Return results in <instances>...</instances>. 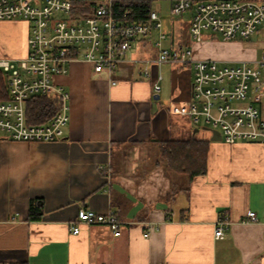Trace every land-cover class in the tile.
<instances>
[{"label": "crops", "instance_id": "crops-1", "mask_svg": "<svg viewBox=\"0 0 264 264\" xmlns=\"http://www.w3.org/2000/svg\"><path fill=\"white\" fill-rule=\"evenodd\" d=\"M171 32V46L191 48L195 59H258L238 43L183 46L174 25ZM29 34L26 22L0 21V58H24ZM149 45L136 42L112 78L82 61L55 78L70 94L63 141L0 137V264H264V144L212 141L200 132L206 128L171 114L173 103L190 100L193 71L167 63L144 77L146 60L158 54ZM164 69L172 81L163 100ZM190 139L209 142L206 173L193 178L171 170L164 156V144ZM35 199L43 201L40 221L29 219ZM80 209L116 213L122 235L79 222ZM249 212L257 222H244ZM222 217L229 225L216 240Z\"/></svg>", "mask_w": 264, "mask_h": 264}, {"label": "built area", "instance_id": "built-area-1", "mask_svg": "<svg viewBox=\"0 0 264 264\" xmlns=\"http://www.w3.org/2000/svg\"><path fill=\"white\" fill-rule=\"evenodd\" d=\"M77 0H0V21L28 23V53L24 58H0V73L5 76L8 99L0 100V137L13 142L55 143L65 139L70 122V94L56 85L57 76L67 75L74 61L89 64L96 74L112 78L128 59L136 42L158 32L157 58L146 60L142 75H151L152 67L173 64L192 68L191 98L173 103L171 114L189 118L201 129L220 133L222 141L264 144L263 100L264 47L259 59L248 62H220L195 59L191 48L165 45L169 34L164 30L160 12L152 9L145 23L125 20L114 14V0H86L93 4L92 14L74 10ZM191 12L189 33L194 43L219 35L224 42L249 39L264 25V0H172L171 14L181 17ZM212 32L206 36L204 32ZM117 82H112L116 85ZM162 92V76L152 83V97ZM58 98L56 111L47 122L33 123L28 105L36 98ZM77 220L86 225L107 226L115 237L122 235V222L114 212L100 214L80 209ZM244 222H257L249 212ZM228 219L220 218L214 238L226 235ZM74 234L79 228H72ZM148 237V234L145 235Z\"/></svg>", "mask_w": 264, "mask_h": 264}, {"label": "trees", "instance_id": "trees-1", "mask_svg": "<svg viewBox=\"0 0 264 264\" xmlns=\"http://www.w3.org/2000/svg\"><path fill=\"white\" fill-rule=\"evenodd\" d=\"M74 10H83L84 13L92 14L93 4L86 0H77ZM114 14L122 18L123 13L129 11L125 20L129 22H148L152 10L151 0H114ZM8 92L5 76L0 73V100H7ZM58 98L51 96L39 97L28 105V115L33 123L47 122L57 109ZM209 142L197 139L185 141H171L164 144V156L168 167L176 172H182L193 178L206 173L207 155ZM43 216V201L35 199L30 202L29 219L40 221Z\"/></svg>", "mask_w": 264, "mask_h": 264}, {"label": "rangeland", "instance_id": "rangeland-1", "mask_svg": "<svg viewBox=\"0 0 264 264\" xmlns=\"http://www.w3.org/2000/svg\"><path fill=\"white\" fill-rule=\"evenodd\" d=\"M152 3V9L157 10L160 12V19L163 22L164 30L168 31L169 36L165 43L167 47L171 45V39L172 36L170 35L171 27L174 25L175 28V34L177 35V43L182 44L183 46H191L194 44V42L191 40V36L189 33V25H190V18H191V12H187L183 14L181 17H175L171 14V6H172V0H151ZM206 36L213 35L212 32H204ZM158 32L156 29H153L150 38H148L146 41H149V46L147 47V51H151L152 47L154 46L156 40H157ZM210 40V41H209ZM214 42L215 44L224 42L221 37L217 34H215L214 37L207 38L204 40V42ZM230 43H238L239 46L243 50L251 51L255 53V56L259 59L261 56L262 48L264 47V25L260 26L258 32L256 35L249 39H242L238 38L234 41H231ZM6 58H10L7 56H4ZM163 76V86L165 87L163 93H162V99L168 98V94H166V89L168 90L169 83L172 81V74L170 72H167V70L162 71ZM254 98H258L264 101V94H259L257 96H254ZM200 132H206L208 134H211V131H200Z\"/></svg>", "mask_w": 264, "mask_h": 264}, {"label": "water", "instance_id": "water-1", "mask_svg": "<svg viewBox=\"0 0 264 264\" xmlns=\"http://www.w3.org/2000/svg\"><path fill=\"white\" fill-rule=\"evenodd\" d=\"M158 98H159V96H156V99H158ZM206 130H208V129L206 128ZM211 133H212V138H211L212 141H221L222 140L219 132L211 131Z\"/></svg>", "mask_w": 264, "mask_h": 264}]
</instances>
